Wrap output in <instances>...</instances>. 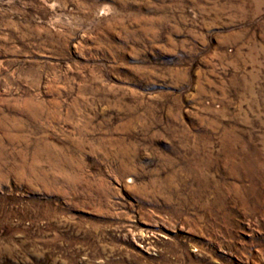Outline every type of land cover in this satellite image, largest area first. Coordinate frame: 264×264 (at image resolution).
<instances>
[{
  "label": "rangeland",
  "instance_id": "1",
  "mask_svg": "<svg viewBox=\"0 0 264 264\" xmlns=\"http://www.w3.org/2000/svg\"><path fill=\"white\" fill-rule=\"evenodd\" d=\"M0 264H264V0H0Z\"/></svg>",
  "mask_w": 264,
  "mask_h": 264
}]
</instances>
